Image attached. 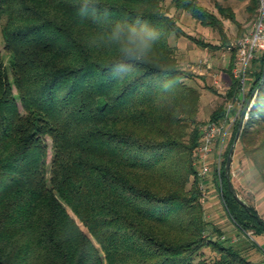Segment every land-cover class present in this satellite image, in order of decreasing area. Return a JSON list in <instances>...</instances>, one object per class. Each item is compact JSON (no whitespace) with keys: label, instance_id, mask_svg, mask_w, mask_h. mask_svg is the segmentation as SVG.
Returning <instances> with one entry per match:
<instances>
[{"label":"trees","instance_id":"1","mask_svg":"<svg viewBox=\"0 0 264 264\" xmlns=\"http://www.w3.org/2000/svg\"><path fill=\"white\" fill-rule=\"evenodd\" d=\"M167 1L217 30L229 46L223 21L238 22L220 2L218 15L197 0H0L8 57L6 64L0 52V264H264L249 254L262 245L223 238L205 218L204 180L193 156L205 122L202 92L170 43L184 32ZM257 7L258 0H247L249 18ZM137 17L158 40L136 70L138 79L118 81L101 71L118 56L101 37L115 20ZM261 53L251 62L237 144L264 184ZM235 54L231 48L230 73ZM238 88L231 77L233 102L241 100ZM225 115L219 107L209 120ZM239 120L220 178L212 179L236 229L259 235L264 219L251 203L240 204L226 181Z\"/></svg>","mask_w":264,"mask_h":264},{"label":"rangeland","instance_id":"2","mask_svg":"<svg viewBox=\"0 0 264 264\" xmlns=\"http://www.w3.org/2000/svg\"><path fill=\"white\" fill-rule=\"evenodd\" d=\"M197 1L202 6L216 14H218V11L215 6V2H220L222 5L231 7L238 22L233 23L229 19L223 21L225 34L227 39H229V46L224 48L221 45L222 39L217 30L201 25L188 12L177 11L172 6L168 5V1L166 3L169 9V14L175 15L178 18V24L184 32V35L177 38L171 37L170 43L174 46L176 56L183 68L197 77L196 83L199 85L198 87L202 92L200 117L204 119V123H206L209 121L210 114L214 109H218L219 107L226 109L228 104L231 102L233 103V106L236 104L235 101L233 102L231 98L227 96L231 85V77H233L232 68L237 57L239 40L242 36L251 31L252 24L256 18L257 8L254 16L249 18L245 9L247 0ZM194 40L201 41L210 46H218V48H202L198 46ZM231 48H236V54L232 62L230 73V71H228V64ZM0 52L7 64L8 57L3 49V38L1 32ZM256 54L258 56L262 53L261 51H257ZM255 66L257 68L259 66V62H256ZM207 87L211 89H208ZM13 91L15 92L14 88ZM219 120L222 121V119ZM231 133L232 132H230L228 138H226V146L224 148H226L230 142ZM45 142L47 145L46 162L49 164L52 154L51 139L49 137H45ZM207 160L210 172H208L205 177V199L201 202L205 209V218L221 228L223 231V238L237 241L248 237L250 240L253 239L256 243H258L259 246L262 245V248L260 249H251L249 254L252 261H264V234L252 235V230L245 233L243 232L244 234H242L240 230L236 229V227L232 224L228 216L225 214L218 193V188H216L212 179L213 163L211 161V155ZM200 167L201 163H198V170ZM230 178L233 188L235 191H238V196L245 202L247 201L254 205L258 215L264 219V184H262L257 173L253 169L251 162L242 158L240 147L237 142L233 146L230 163Z\"/></svg>","mask_w":264,"mask_h":264},{"label":"built area","instance_id":"3","mask_svg":"<svg viewBox=\"0 0 264 264\" xmlns=\"http://www.w3.org/2000/svg\"><path fill=\"white\" fill-rule=\"evenodd\" d=\"M264 52V0H258L256 18L252 24L249 33L242 36L237 47V57L232 68V75L238 80V92L241 100L236 101L235 106L231 102L226 107V115L221 120H209L201 126V139L193 150V156L197 163H201L198 175L204 182L200 183L201 196L200 201L205 199L204 184L206 183V175L210 172L208 166V158L212 157L213 170L212 174H216L220 178L223 153L226 146V138L232 132L235 119L241 117L242 109L245 108L243 119L247 118L248 107H243L244 96L248 91V80L250 65L252 60L257 56L256 52ZM236 107L235 113L231 110Z\"/></svg>","mask_w":264,"mask_h":264},{"label":"clouds","instance_id":"4","mask_svg":"<svg viewBox=\"0 0 264 264\" xmlns=\"http://www.w3.org/2000/svg\"><path fill=\"white\" fill-rule=\"evenodd\" d=\"M101 39L115 45L118 56L101 69L118 81L133 82L138 79L135 72L153 51L158 33L143 18L115 20L110 31Z\"/></svg>","mask_w":264,"mask_h":264},{"label":"water","instance_id":"5","mask_svg":"<svg viewBox=\"0 0 264 264\" xmlns=\"http://www.w3.org/2000/svg\"><path fill=\"white\" fill-rule=\"evenodd\" d=\"M244 111H245V108L241 112V117H240V120H239V123H238V128H237V131H236V134H235V138H234L233 143L231 144V146H230V148L228 150L224 168H225L226 181H227V185H228L229 190L232 192L233 196L236 198V200L240 204H242L244 207H247L248 204L246 202H244L238 196L237 192L233 188V185H232V182H231V178H230V163H231V158H232V153H233V146L237 142V139H238V136H239V132H240V129L242 127Z\"/></svg>","mask_w":264,"mask_h":264}]
</instances>
